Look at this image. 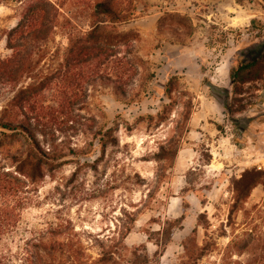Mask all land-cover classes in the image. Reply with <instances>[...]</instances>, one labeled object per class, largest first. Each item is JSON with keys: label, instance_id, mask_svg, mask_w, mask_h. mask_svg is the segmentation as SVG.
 Listing matches in <instances>:
<instances>
[{"label": "rangeland", "instance_id": "1", "mask_svg": "<svg viewBox=\"0 0 264 264\" xmlns=\"http://www.w3.org/2000/svg\"><path fill=\"white\" fill-rule=\"evenodd\" d=\"M50 1L72 18L97 0L80 7L78 0ZM114 7L132 18L117 27L125 37L117 51L132 58L138 72L126 98L115 84L88 86L61 69L69 45L63 28L42 63L52 89L39 92L38 80L35 109L13 103L30 79L15 92L0 86V120L32 121L41 148L66 156L64 165L31 180L16 172L19 162L11 157L20 145L0 140V173L17 175L28 191L8 243L15 247L33 230L61 228L88 264L101 253L100 242H117L131 228L126 246H146L152 259L164 241L165 223L182 215L185 197L186 220L154 264H249L264 258V79L245 85L247 110L238 112L231 96L232 70L245 49L264 42V0H118ZM21 9L19 0H0L2 59L11 55L4 33L16 27ZM89 21L81 16L79 31L90 30ZM142 76L150 82L140 88ZM67 100L75 104L65 105ZM103 127L112 128L116 140L104 153L95 136ZM173 139L180 151L161 180L157 155ZM247 172H253L250 179L261 173L250 192L238 183ZM23 196L0 195V208L7 203L17 214ZM130 250L120 255L121 264L136 261ZM136 253L142 259L143 251Z\"/></svg>", "mask_w": 264, "mask_h": 264}, {"label": "trees", "instance_id": "2", "mask_svg": "<svg viewBox=\"0 0 264 264\" xmlns=\"http://www.w3.org/2000/svg\"><path fill=\"white\" fill-rule=\"evenodd\" d=\"M117 1L97 0L88 6V11H85L86 8L82 6L80 13L77 12L74 17L67 18L61 13V6L50 0H19L22 5L20 20L16 27L4 33L7 38V49L11 51V55L5 59L0 58V86L9 87L12 92H15L24 80L30 79L33 83L26 90H20L13 98L15 108L35 109L36 102H32V99L34 93L37 92L38 80H42L38 87L39 92L52 89L53 78L44 75L42 63L50 55V42L60 28L68 31L69 39L61 69L70 73L74 72L77 74L74 76H79L88 86L101 82L115 84L117 90L126 98L127 89L131 87L130 82L138 76V72L133 65L132 58H121V52L117 51L118 45L125 40L117 27L132 20L128 16H120L115 10L114 5ZM82 3H87V0H78L79 7ZM81 16L90 20V30L79 31L77 22L80 21ZM259 23L256 20L252 22L253 25ZM0 38H2L1 32ZM127 53L131 56L133 48H128ZM263 79L264 42H260L245 49L243 60L231 72V96L233 102L238 104V112L247 110V106L242 104L245 85L260 82ZM140 80V88L150 82V79L145 76H142ZM64 103L65 105L66 103L75 104L70 100ZM228 109L232 111L233 108L231 106ZM31 123L32 121L16 123L1 119L0 140L13 139L20 145L17 152L11 154V157L19 162L16 172L34 180L42 174L43 169L51 171L64 165L66 156L54 150L44 151L35 136L36 127ZM95 136L99 137L102 153L110 144H116L112 128L103 127L97 130ZM179 151L180 144L175 139L162 148L157 155L161 163L159 179L164 178L165 171L171 168ZM27 165L31 167L29 172L25 171ZM251 173L253 172H247L238 181L239 184H244L246 192H250L259 183L256 179L261 173H254L256 177L250 179L248 176ZM25 184L26 182L17 175L14 176L13 173H0V195L2 197L11 192H20L24 195L23 206L17 214H13V210L7 203H3L0 208V264H83L82 251L74 248L70 240L64 237L65 232L61 228L49 227L33 230L15 247L10 246L8 239L21 219V210L28 205L26 197L28 191L23 190ZM185 192H192L196 195V191L192 188H186ZM181 199L184 206L182 215L173 222L170 221L173 223L172 232L169 230L171 223H165L161 230V234L165 235L164 241L156 244L158 249L152 259L147 254L146 246L132 250L126 246V238L131 233V228H129L117 242L110 245L100 242L101 253L98 258L88 264H121L120 255L129 250L136 257V261L131 264H154L172 244L174 231L182 228L186 220L185 209L188 205L185 197ZM201 201L206 202L205 198ZM138 250L144 253L142 259L138 258L136 253ZM252 255L255 254L252 253ZM249 264H264V258H256Z\"/></svg>", "mask_w": 264, "mask_h": 264}]
</instances>
